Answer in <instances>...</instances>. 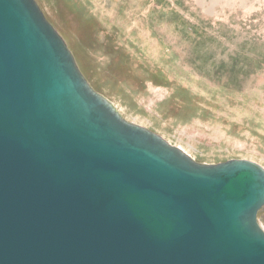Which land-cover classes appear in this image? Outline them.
<instances>
[{
	"label": "water",
	"instance_id": "water-1",
	"mask_svg": "<svg viewBox=\"0 0 264 264\" xmlns=\"http://www.w3.org/2000/svg\"><path fill=\"white\" fill-rule=\"evenodd\" d=\"M263 207L262 165L127 120L36 0H0V264H264Z\"/></svg>",
	"mask_w": 264,
	"mask_h": 264
},
{
	"label": "rangeland",
	"instance_id": "rangeland-1",
	"mask_svg": "<svg viewBox=\"0 0 264 264\" xmlns=\"http://www.w3.org/2000/svg\"><path fill=\"white\" fill-rule=\"evenodd\" d=\"M36 1L124 118L199 163L264 167V0Z\"/></svg>",
	"mask_w": 264,
	"mask_h": 264
}]
</instances>
